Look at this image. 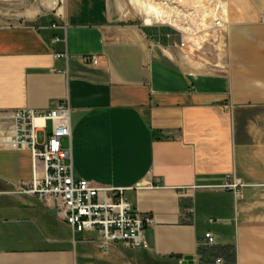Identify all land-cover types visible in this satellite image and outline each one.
Returning <instances> with one entry per match:
<instances>
[{
  "label": "crops",
  "instance_id": "1",
  "mask_svg": "<svg viewBox=\"0 0 264 264\" xmlns=\"http://www.w3.org/2000/svg\"><path fill=\"white\" fill-rule=\"evenodd\" d=\"M226 2L225 57L192 69L122 0H0V112L68 103L76 177L153 217L147 248L74 236L54 199L14 193L31 152L2 148L0 264H264V0Z\"/></svg>",
  "mask_w": 264,
  "mask_h": 264
},
{
  "label": "built area",
  "instance_id": "2",
  "mask_svg": "<svg viewBox=\"0 0 264 264\" xmlns=\"http://www.w3.org/2000/svg\"><path fill=\"white\" fill-rule=\"evenodd\" d=\"M58 1L61 5L64 0ZM156 1L168 11L169 18L165 16L160 21L156 17L157 11H149L148 4L143 8L139 3L135 6L145 17V26L169 28L170 32L149 37L163 52L171 54L177 50L200 64H210L211 57L218 58L214 54L227 49L230 22L223 5L226 0ZM91 60L98 64L96 57ZM71 114L68 103L58 104L47 111L23 108L0 112V149H28L35 170L31 183L21 185L14 193L36 194L42 200L54 199L58 218L71 227L74 236L97 231L104 246L122 242L132 248H147L145 229L153 223V217L137 211L125 197L124 189L98 186L76 177L71 147ZM49 125L50 131L47 132ZM40 133H45L43 140H40ZM66 139H69V145H65ZM39 162L44 168L41 177L37 174ZM205 239L208 245L215 244L211 232L205 234ZM216 263L222 262L217 260Z\"/></svg>",
  "mask_w": 264,
  "mask_h": 264
},
{
  "label": "rangeland",
  "instance_id": "3",
  "mask_svg": "<svg viewBox=\"0 0 264 264\" xmlns=\"http://www.w3.org/2000/svg\"><path fill=\"white\" fill-rule=\"evenodd\" d=\"M122 2H125V7L123 8L122 13L126 14V11L130 14H127L126 16L124 15V21L127 24H131V25H140V26H144L145 28L149 27V26H145L144 21H143V16L140 14L139 9H135L133 10L132 6L129 4V2H127V0H122ZM152 30H154L153 34L151 35H157L159 32L161 33H167L170 32L169 28L167 27H163L161 29H158L157 27H149ZM177 55L180 57L181 60L184 61V63H186L188 66H190L192 69H196V68H201L203 67V65L205 64H200L197 60L192 59L191 57H185L183 54L179 53L177 50H174ZM227 49L220 54H214L216 57H225ZM213 57H211V63H213L214 59H212ZM40 140H43V136L40 133ZM67 143H65L66 145ZM68 145V144H67Z\"/></svg>",
  "mask_w": 264,
  "mask_h": 264
},
{
  "label": "bare ground",
  "instance_id": "4",
  "mask_svg": "<svg viewBox=\"0 0 264 264\" xmlns=\"http://www.w3.org/2000/svg\"><path fill=\"white\" fill-rule=\"evenodd\" d=\"M140 1V2H137ZM58 0H56L55 6L58 5ZM127 2H129V4L133 7L132 9L135 10L137 7L135 6L136 4L138 5V3L140 4V6L143 8L145 6V4H148V9L149 11L153 10V11H157L156 13H158V15H156L157 18H160V21H162V19H165L164 17L167 16V18L170 17V15L168 14V11L162 9V4L158 3L156 0H127ZM224 5V8H226L225 13L228 16V5L227 2ZM136 7V8H135ZM136 11V10H135ZM145 18V17H144ZM229 19V17H228ZM148 20V18H147ZM144 21V19H143Z\"/></svg>",
  "mask_w": 264,
  "mask_h": 264
},
{
  "label": "water",
  "instance_id": "5",
  "mask_svg": "<svg viewBox=\"0 0 264 264\" xmlns=\"http://www.w3.org/2000/svg\"><path fill=\"white\" fill-rule=\"evenodd\" d=\"M193 264V257L192 256H187L185 257L184 264Z\"/></svg>",
  "mask_w": 264,
  "mask_h": 264
}]
</instances>
